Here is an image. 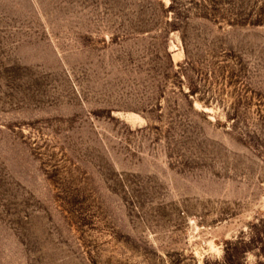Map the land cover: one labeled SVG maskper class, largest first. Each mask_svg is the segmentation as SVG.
<instances>
[{
  "label": "rangeland",
  "instance_id": "rangeland-1",
  "mask_svg": "<svg viewBox=\"0 0 264 264\" xmlns=\"http://www.w3.org/2000/svg\"><path fill=\"white\" fill-rule=\"evenodd\" d=\"M0 264H264V0H0Z\"/></svg>",
  "mask_w": 264,
  "mask_h": 264
}]
</instances>
